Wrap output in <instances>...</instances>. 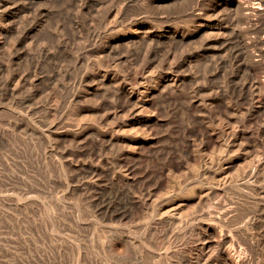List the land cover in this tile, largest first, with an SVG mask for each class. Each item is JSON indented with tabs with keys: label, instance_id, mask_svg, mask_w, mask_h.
<instances>
[{
	"label": "bare ground",
	"instance_id": "bare-ground-1",
	"mask_svg": "<svg viewBox=\"0 0 264 264\" xmlns=\"http://www.w3.org/2000/svg\"><path fill=\"white\" fill-rule=\"evenodd\" d=\"M191 1L195 20L213 15L202 0ZM7 2L2 0L0 36L14 35L11 57L30 36L34 0ZM218 2L214 73H140L126 84L129 73L116 81L98 70L90 75L93 82H114L103 91L108 99L102 116L83 126L81 111L72 108L66 127L41 130L44 140L58 143L70 133L76 147L70 153L62 144L57 151L65 189L81 199L71 217L58 220V264H264V0ZM71 6L70 16L62 12L57 20L55 52L68 56L79 38L112 52L96 44L97 29L87 17L86 34L80 22L83 12L107 13L108 7L101 0ZM198 6L203 12H195ZM5 43L0 39V55ZM76 54L75 61L81 60ZM163 105L174 118L172 129L144 166L136 149L154 143L151 126ZM185 198L202 212L184 210ZM135 237L140 251L131 255Z\"/></svg>",
	"mask_w": 264,
	"mask_h": 264
},
{
	"label": "rangeland",
	"instance_id": "rangeland-1",
	"mask_svg": "<svg viewBox=\"0 0 264 264\" xmlns=\"http://www.w3.org/2000/svg\"><path fill=\"white\" fill-rule=\"evenodd\" d=\"M77 1L34 0V7L28 11L31 16L27 13L30 36L14 46L16 51L11 57L7 48L14 35L7 32V36L3 34L7 38L0 36L6 42L0 55V264H58V220L71 217V207L81 199L65 189V172L57 151L66 146L71 153L76 147L70 133V141L65 138L58 143L44 140L41 130L55 124L57 130L66 127L71 122L72 108L81 111L83 126L102 116L108 99L103 93L114 82L109 78L93 82L91 73H109L116 81L129 73L126 84L135 83L140 73H214L217 52L212 29L217 20L213 15L222 12L218 0H202V8L211 9L213 17L202 15L201 20L189 14L188 7L194 4L191 0H101L108 12L90 10L80 14L82 31L87 32L83 21L87 17L97 29L96 44L100 42L103 48L111 47L113 51L99 52V47L79 38L71 54L58 55L53 48L56 23L60 13L70 16L71 5ZM0 2L2 15L6 4ZM195 12L203 10L198 6ZM64 20L68 24V18ZM3 23L4 17L0 18V26ZM45 44L49 47L47 57L42 51ZM76 53L81 60L75 61ZM59 64L63 69L60 66V71L54 73ZM170 91L182 93L185 89ZM166 106L155 111L158 123L151 126L154 143L136 149L144 166V159L158 151L171 132L174 118ZM182 205L195 214L202 212L193 199L185 198ZM133 239L134 246L128 253L137 255L141 239Z\"/></svg>",
	"mask_w": 264,
	"mask_h": 264
}]
</instances>
